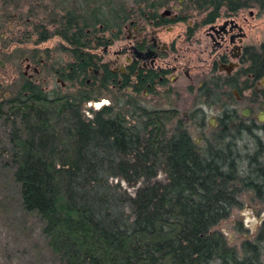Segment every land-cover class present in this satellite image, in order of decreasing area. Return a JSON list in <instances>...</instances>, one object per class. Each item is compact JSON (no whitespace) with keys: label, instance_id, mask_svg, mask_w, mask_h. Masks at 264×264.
<instances>
[{"label":"trees","instance_id":"1","mask_svg":"<svg viewBox=\"0 0 264 264\" xmlns=\"http://www.w3.org/2000/svg\"><path fill=\"white\" fill-rule=\"evenodd\" d=\"M170 1L86 0L81 12L73 6L47 21L52 31L33 26L37 44L61 39L58 49L70 61L54 73L73 91L46 92L24 77L0 100V164L22 212L40 223L43 264H264V223L239 245L217 229L242 210L244 194L264 204V136L252 123H228L197 144L172 125L173 113L145 105L144 87L130 74L117 83L96 53L122 37L132 15L154 20ZM184 6L199 15L213 7L203 24L223 7L234 14L256 6L264 14V0ZM258 50H249L256 79L264 76ZM109 93H116L113 102L86 116L85 103Z\"/></svg>","mask_w":264,"mask_h":264},{"label":"flooded vegetation","instance_id":"2","mask_svg":"<svg viewBox=\"0 0 264 264\" xmlns=\"http://www.w3.org/2000/svg\"><path fill=\"white\" fill-rule=\"evenodd\" d=\"M187 1H170L154 20L136 21L132 15L126 24L127 44H118L122 37L114 41L113 45L118 44L114 58L107 57H111L113 45L100 49V53L96 51L101 65L116 75L117 83L130 74L134 85L144 87L142 97L153 95L157 101L164 98L168 105L165 109L175 115L172 125H182L191 136L199 132L200 142L203 135L223 130L228 123L234 126L252 123L255 133L264 136V76L256 79L251 73L249 56L250 49L256 52L259 49L262 53L264 41L244 43L243 35L235 32L236 29L241 31V27L231 17L257 7L244 8L234 14L223 7L218 18L203 24L205 15L209 16L213 7L199 15L193 9L187 10L184 6ZM193 17L197 19L191 21ZM223 18L228 22L219 25L218 21ZM185 21L188 23L187 31L182 34L185 40L174 38L168 42L160 38V32L173 31ZM204 26L210 27L209 39L200 38ZM203 55L207 58L202 59ZM95 74L102 79V72L95 71ZM23 77L29 78L24 73ZM115 88L116 85H112V89ZM184 102L191 104V109L183 116L180 103ZM211 111L215 115H210Z\"/></svg>","mask_w":264,"mask_h":264},{"label":"rangeland","instance_id":"3","mask_svg":"<svg viewBox=\"0 0 264 264\" xmlns=\"http://www.w3.org/2000/svg\"><path fill=\"white\" fill-rule=\"evenodd\" d=\"M85 1L0 0V100L9 98L15 93L24 79L23 73L33 82L40 84L46 92L64 94L73 91L69 84L63 82L54 73L56 69L70 61L69 55L58 49L61 39L52 36L37 44L38 32L33 26L43 23L46 24L47 31H52L54 26L47 24V21L54 18L55 14H63L73 6H76L75 11L81 12L87 6L84 4ZM127 2L129 6L134 5L133 0H127ZM231 17L241 27V31L236 29L235 32L243 35L244 43L260 44L264 41V14H258V8L245 10L239 16ZM196 19L197 17H193L191 21ZM225 22L228 20L223 18L218 21V24L223 25ZM187 24L186 21L180 22L173 31L164 30L159 33V36L168 42L174 38L185 40L182 34L184 35L187 31ZM124 27L121 30L123 40L118 43L121 45L127 44L126 36L129 31L127 26ZM130 28L133 27L130 26ZM38 30L41 28L39 27ZM208 32L210 27H202L200 38L209 39ZM110 34L107 33V36ZM118 44L110 48L111 57L107 55L108 58H114L113 52L117 50ZM47 50L48 57L44 54ZM97 51L100 53L102 50L99 48ZM192 54L194 55V52ZM205 58L207 56L203 55L202 59ZM114 94L116 93L102 95L98 100L85 103L86 116L91 115L89 109L96 110L111 104ZM142 99L150 108H168L164 98L157 101L153 95H146ZM180 104L181 115L188 114L191 104L186 102ZM209 114L215 115V112L211 111ZM262 117L264 118V114ZM2 124L0 122V148L5 141V125ZM198 134L199 132L196 131L192 136L201 143ZM160 177L162 179L163 175ZM122 183L127 188V184ZM13 191V184L0 164V264H43L42 260H45L46 254L40 234V223L33 215L22 212ZM133 191L130 190V192ZM242 199L244 201L242 210H235L229 219L222 221L217 227L231 245H239L244 239H254L264 223V204L255 198L254 194H244ZM241 230H244L243 233L240 232Z\"/></svg>","mask_w":264,"mask_h":264}]
</instances>
